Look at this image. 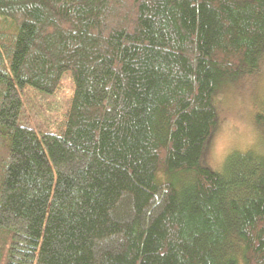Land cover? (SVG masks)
Listing matches in <instances>:
<instances>
[{
  "label": "trees",
  "instance_id": "1",
  "mask_svg": "<svg viewBox=\"0 0 264 264\" xmlns=\"http://www.w3.org/2000/svg\"><path fill=\"white\" fill-rule=\"evenodd\" d=\"M262 65L264 0H0V264H264V153L202 161ZM65 73L56 130L23 123Z\"/></svg>",
  "mask_w": 264,
  "mask_h": 264
},
{
  "label": "rangeland",
  "instance_id": "2",
  "mask_svg": "<svg viewBox=\"0 0 264 264\" xmlns=\"http://www.w3.org/2000/svg\"><path fill=\"white\" fill-rule=\"evenodd\" d=\"M259 72H258V71ZM255 74L245 71L237 79L228 80L214 96L217 123L208 140L202 161L214 171H221L225 155L234 149L253 148L264 153V125L260 118L264 112V65ZM73 92V82L68 73L63 74L58 90L51 96L34 90L24 93L22 122L32 127L55 131L62 121ZM6 158L0 152V165ZM170 172V173H169ZM160 170L156 180L172 183L176 187L188 178L184 171Z\"/></svg>",
  "mask_w": 264,
  "mask_h": 264
}]
</instances>
